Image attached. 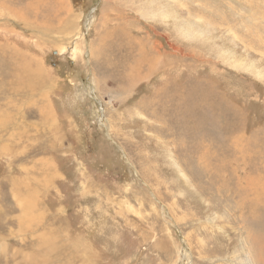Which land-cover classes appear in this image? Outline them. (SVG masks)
Wrapping results in <instances>:
<instances>
[{
  "label": "rangeland",
  "instance_id": "obj_1",
  "mask_svg": "<svg viewBox=\"0 0 264 264\" xmlns=\"http://www.w3.org/2000/svg\"><path fill=\"white\" fill-rule=\"evenodd\" d=\"M0 1V264L264 258V0Z\"/></svg>",
  "mask_w": 264,
  "mask_h": 264
},
{
  "label": "bare ground",
  "instance_id": "obj_2",
  "mask_svg": "<svg viewBox=\"0 0 264 264\" xmlns=\"http://www.w3.org/2000/svg\"><path fill=\"white\" fill-rule=\"evenodd\" d=\"M5 1V0H4ZM2 2V3H4L5 4V2ZM1 2V1H0ZM11 2V1H10ZM10 4V3H9ZM7 6V5H6ZM1 10V9H0ZM7 10V9H6ZM5 13H6V11H5ZM1 14V13H0ZM7 15H9L8 13H7ZM2 16V15H1ZM21 16V17H20ZM17 18H19V19H23V16L21 15V14H19V16H17ZM2 47V46H1ZM12 77V76H11ZM172 103V102H171ZM151 105V104H150ZM153 105V104H152ZM172 106V105H171ZM170 106V107H171ZM178 106H180V104L178 105ZM148 107H150V106H148ZM152 107V106H151ZM169 108V107H168ZM181 108H183V107H181ZM152 109V108H151ZM171 109V108H170ZM179 110H181L180 108H179ZM183 110V109H182ZM165 111V110H164ZM151 112V111H150ZM166 112V111H165ZM182 112V111H181ZM177 114V113H176ZM183 114V113H182ZM154 115V114H153ZM161 115V114H160ZM162 117V116H161ZM164 117V116H163ZM169 118V117H168ZM180 119V118H179ZM168 121V120H167ZM170 121V120H169ZM168 121V122H169ZM5 122H3V124H4ZM1 128H3V127H1ZM159 128V127H158ZM168 129V128H167ZM1 130V129H0ZM166 132V131H165ZM193 140V139H192ZM196 141V140H195ZM192 150V149H191ZM200 152V151H199ZM212 154V153H211ZM201 155H204V154H201ZM182 156V155H181ZM188 158V157H187ZM202 160V159H201ZM177 163V162H176ZM185 168V167H184ZM183 168V169H184ZM189 168V167H188ZM182 170V169H181ZM189 170V169H188ZM207 170V169H206ZM210 170V169H209ZM184 171V170H183ZM212 171V170H211ZM209 172V171H208ZM186 173V172H185ZM189 173V172H188ZM190 174V173H189ZM192 174V173H191ZM177 177V176H176ZM188 178V177H187ZM204 178V177H203ZM211 178V177H210ZM202 180V179H201ZM209 180V179H208ZM210 181V180H209ZM198 182V181H197ZM214 190V189H213ZM261 194V193H260ZM259 194V195H260ZM202 195V194H201ZM258 195V196H259ZM256 197V196H255ZM261 197V196H260ZM260 197H257L258 199H260ZM200 200V199H199ZM262 201V200H261ZM200 202V201H199ZM255 203H257V201L255 202ZM257 207V206H256ZM260 207H261V205H260ZM258 208V207H257ZM257 212V211H256ZM210 214V213H209ZM259 223V222H258ZM254 241V240H253ZM251 243V242H250ZM259 243V242H258ZM255 244V243H254ZM253 244V245H254ZM252 246V245H251ZM255 247V246H254ZM264 249V248H263ZM251 251V250H250ZM249 251V252H250ZM253 251V250H252ZM258 251V250H257ZM261 252V251H260ZM258 255H256V254H253V256H252V260L254 261V263L255 264H263L264 263V258H261V254L260 253H257Z\"/></svg>",
  "mask_w": 264,
  "mask_h": 264
}]
</instances>
